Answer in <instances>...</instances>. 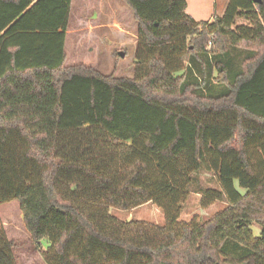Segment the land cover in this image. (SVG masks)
<instances>
[{
  "label": "trees",
  "instance_id": "trees-1",
  "mask_svg": "<svg viewBox=\"0 0 264 264\" xmlns=\"http://www.w3.org/2000/svg\"><path fill=\"white\" fill-rule=\"evenodd\" d=\"M120 1L107 0L136 29L131 77L66 66L72 0H0V204L18 201L49 264H264V0H228L212 21L186 0ZM239 45L238 69L215 62ZM195 61L223 93L202 91ZM203 167L220 190L201 206L226 205L179 221ZM149 202L164 224L109 213ZM17 246L0 224V264H19Z\"/></svg>",
  "mask_w": 264,
  "mask_h": 264
},
{
  "label": "rangeland",
  "instance_id": "rangeland-1",
  "mask_svg": "<svg viewBox=\"0 0 264 264\" xmlns=\"http://www.w3.org/2000/svg\"><path fill=\"white\" fill-rule=\"evenodd\" d=\"M227 1L186 0L185 13L197 21H212L215 16H220L223 13ZM99 3L100 0H73L71 24L65 43L67 53L66 66L84 64L93 67L104 75L114 74L118 77H131L133 75V61L137 46L136 29L129 27L128 14L126 16L121 10L119 13V10L114 9L113 20L122 23L126 34L123 36L121 34L120 36L117 34L113 35L110 30L118 28L117 25L108 19L111 15L109 10L111 9V5L107 4V0H104L103 11L97 12L94 6L99 5ZM80 20L84 23L80 24ZM98 20L104 24V27L95 29V32L87 33L86 29L89 30V26H94ZM129 20L131 19L129 18ZM248 24V19L245 15H242L236 19L233 28ZM81 28H85V30L79 32L78 29ZM213 42L207 43L206 48L208 50L213 47ZM115 51H118L117 65L114 64L115 58L112 54ZM119 52H122L123 56H120ZM248 54L249 51L246 50L244 45L230 47L226 55H216L215 62L221 61L223 64H226L228 71L231 72L240 67L242 60ZM203 61L204 63L207 62L206 59H202ZM204 63L199 61H195L194 63L197 75L202 76L206 72V78L210 82L209 88L202 91H206V94L212 95L223 93L225 88L224 85L216 81L215 69L211 70L207 68L206 63ZM208 189L220 190V186L215 174L203 167L194 173L191 185L189 186V193L180 204L179 221L203 222L226 205L225 201L217 200L207 207H202L200 201ZM239 191L242 192L240 189ZM109 213L122 221L139 220L149 224H164L162 209L150 202L131 210H119L110 207ZM0 224L8 238L14 239L18 243L16 255L19 259V264H49V259L45 255L48 245L43 241L41 248L38 249L30 241V236L22 222V214L17 200L0 204ZM252 230L255 235H259V226L256 223L252 224Z\"/></svg>",
  "mask_w": 264,
  "mask_h": 264
},
{
  "label": "crops",
  "instance_id": "crops-1",
  "mask_svg": "<svg viewBox=\"0 0 264 264\" xmlns=\"http://www.w3.org/2000/svg\"><path fill=\"white\" fill-rule=\"evenodd\" d=\"M227 2H228V1H227ZM107 4H108V3H107ZM108 6H109V5H108ZM72 7H73V0H72V4H71L70 19H69V25H68V30H67L66 37H67V35H68L69 28H70V24H71L70 21H71V17H72ZM94 8L97 10V12H98V11H99V12H102L103 9H104V0H100L99 5L94 6ZM109 8H110V7H109ZM109 10H110V12H111V15L108 17V19L111 20V21L113 22V24L117 25V28H118V29H115V28H114V29H111V30H110L111 33H112L113 35L117 34L118 36H120V34H121L122 36L125 35V34H126V30L122 27V25H121L119 22H117L116 20H113V15H114L113 8L111 7V9H109ZM82 22H83V21L80 20V24H83V23H84V22H83V23H82ZM89 27H90V29H89V30L86 29V32H87V33H92L95 29L97 30V29L103 28V27H104V24L98 20L94 26L90 25ZM83 30H85V28L78 29L79 32H81V31H83ZM76 31H77V30H76ZM94 32H95V31H94ZM65 43H66V40H65ZM65 49H66V48H65ZM65 52H66V50H65ZM66 54H67V53H66Z\"/></svg>",
  "mask_w": 264,
  "mask_h": 264
},
{
  "label": "water",
  "instance_id": "water-1",
  "mask_svg": "<svg viewBox=\"0 0 264 264\" xmlns=\"http://www.w3.org/2000/svg\"><path fill=\"white\" fill-rule=\"evenodd\" d=\"M255 1H260V0H255ZM119 55H120V56H123V53H122V52H119ZM215 264H223V263H219V262H218V263H215Z\"/></svg>",
  "mask_w": 264,
  "mask_h": 264
}]
</instances>
